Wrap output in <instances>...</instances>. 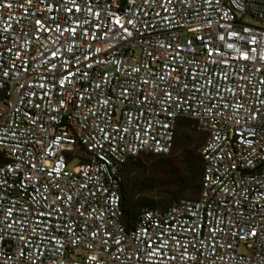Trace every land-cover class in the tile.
I'll return each mask as SVG.
<instances>
[{
  "label": "built area",
  "instance_id": "2783aa9c",
  "mask_svg": "<svg viewBox=\"0 0 264 264\" xmlns=\"http://www.w3.org/2000/svg\"><path fill=\"white\" fill-rule=\"evenodd\" d=\"M0 91V264H264V0H0ZM181 118L197 197L125 227Z\"/></svg>",
  "mask_w": 264,
  "mask_h": 264
},
{
  "label": "trees",
  "instance_id": "16d2710c",
  "mask_svg": "<svg viewBox=\"0 0 264 264\" xmlns=\"http://www.w3.org/2000/svg\"><path fill=\"white\" fill-rule=\"evenodd\" d=\"M202 140L203 133L195 124L181 118L167 154L142 153L124 162L118 194L125 227L131 226L141 209L165 208L180 198L197 197Z\"/></svg>",
  "mask_w": 264,
  "mask_h": 264
},
{
  "label": "snow or ice",
  "instance_id": "6c2138e0",
  "mask_svg": "<svg viewBox=\"0 0 264 264\" xmlns=\"http://www.w3.org/2000/svg\"><path fill=\"white\" fill-rule=\"evenodd\" d=\"M254 234V233H253Z\"/></svg>",
  "mask_w": 264,
  "mask_h": 264
}]
</instances>
